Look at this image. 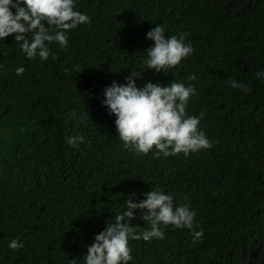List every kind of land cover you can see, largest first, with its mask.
Here are the masks:
<instances>
[{
	"label": "trees",
	"instance_id": "1",
	"mask_svg": "<svg viewBox=\"0 0 264 264\" xmlns=\"http://www.w3.org/2000/svg\"><path fill=\"white\" fill-rule=\"evenodd\" d=\"M75 7L91 22L69 30L64 47L50 42L55 58L26 57L14 33L0 40V264H85L87 246L129 194L138 201L156 187L175 204H191L203 238L161 224L163 239L130 238L127 264H264V79L256 76L264 69V0H77ZM159 23L166 36L186 31L195 47L167 73L143 62L154 43L146 33ZM133 69H144L139 86L195 84L187 111L201 116L212 147L159 157L155 147L124 148L101 100L107 84L125 83ZM233 78L250 91L233 88ZM74 134L86 138L78 148L67 142ZM134 211L135 230L150 227L144 210ZM15 237L23 247L8 246Z\"/></svg>",
	"mask_w": 264,
	"mask_h": 264
},
{
	"label": "clouds",
	"instance_id": "2",
	"mask_svg": "<svg viewBox=\"0 0 264 264\" xmlns=\"http://www.w3.org/2000/svg\"><path fill=\"white\" fill-rule=\"evenodd\" d=\"M76 3L77 0H0V40L14 33V39L20 42L26 57L39 56L42 61L50 55L55 58L50 42H58L64 47L69 42V30L91 22V16L76 8ZM166 30V25L159 23L146 33L154 43L146 49L143 62L146 68L156 72L167 73L165 69L179 65L182 59L195 52L193 43L186 40V31L166 36ZM143 70L133 69L124 77L125 83L112 80L103 88L101 103L107 106L109 114L115 116L114 124L124 142L123 147L145 154L155 147L158 149L154 152L156 157L180 152L188 155L212 147L214 142L200 126L201 116L187 111L191 96L197 93L195 84H186L182 80L166 84L148 80L139 86L137 78L143 79ZM24 71L22 65L15 68L18 75ZM256 76L264 79V69L258 70ZM188 79L195 81L197 74L190 73ZM230 84L244 92L250 91L249 84L235 78ZM73 117H77L76 112H72L68 119ZM78 118L85 119V114ZM85 139L82 134H74L67 137V142L78 148ZM143 195L146 198L137 201L132 199L137 193H130L125 201L127 207L95 234L83 256L85 264H127L133 261L130 238L163 239L166 233L161 224L188 228L193 231L194 239L203 238V228L197 230V212L190 203L175 204L173 194L159 187L151 188ZM138 209L144 210V219L150 221V227L142 232H137L131 222L136 215L134 210ZM8 246L18 249L24 246V242L15 237ZM72 264H77V259H72Z\"/></svg>",
	"mask_w": 264,
	"mask_h": 264
}]
</instances>
